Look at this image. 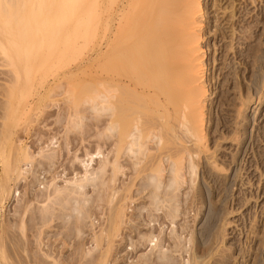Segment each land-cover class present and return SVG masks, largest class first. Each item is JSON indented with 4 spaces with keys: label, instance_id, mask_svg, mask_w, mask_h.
<instances>
[{
    "label": "bare ground",
    "instance_id": "1",
    "mask_svg": "<svg viewBox=\"0 0 264 264\" xmlns=\"http://www.w3.org/2000/svg\"><path fill=\"white\" fill-rule=\"evenodd\" d=\"M201 1L0 0V74L8 84H0V93L16 94V106L24 114L34 112V121L41 119L43 109H56L51 120L54 127L44 129L46 135L41 128L35 131L36 152L26 141L18 140L9 164L3 145L7 142L12 145L14 133L8 132L9 102L0 103V203L9 194V184L21 178L19 181L28 188H34L31 200L38 204L27 209L24 204L29 201H26L17 208L16 213L26 216L16 224L18 233L12 227L0 231V264H108L114 238L123 222V202L127 197L131 199L134 186L138 187L136 194L148 191L150 208L158 209L159 204L166 202L168 206L163 204L167 206L166 216L174 219L177 207L171 202L178 196L175 191L180 189V180L186 174L189 178L194 175L195 158L198 161L204 155L212 159L206 147L209 64L203 50L206 14ZM93 20L98 31L96 79L86 82L84 75L70 79L78 71L84 73L80 64L60 75L54 73L50 81L42 79L47 68H54L51 59L68 60L83 55L72 46L77 38H88V27ZM219 25L218 36L224 42L227 37ZM223 42L218 46L222 66L219 77L228 83L222 71L229 53L244 67L255 66L256 60L251 55L253 47H247L242 55L231 51L233 43ZM63 44L72 48L69 54L64 49L54 50ZM214 62L215 59L213 67ZM9 67L12 75L5 70ZM36 74H40L38 81ZM74 86L75 92L68 91V87ZM28 93H33L35 102L22 104ZM49 99L50 103L44 104ZM251 100L249 91L245 97L240 95L234 131L224 139L239 140V133L246 125L245 119H238L240 110H245ZM50 112L43 114L41 124L48 120ZM30 127L24 128L25 136L29 135ZM51 132L54 133L48 136ZM104 146L111 147L109 157L101 152ZM124 161L132 178L123 186L124 195L115 199L104 228L91 236L99 253L83 260V229L92 215L93 199H87V193L91 191V196H97L94 201L101 198L100 192L106 191L104 174L110 171V181L122 176ZM211 164L217 167L216 163ZM41 169L51 174L49 180L41 178ZM112 198L107 201L112 203ZM152 225L149 224L151 229ZM155 238L141 239L142 243L152 244ZM177 239L173 237L174 242ZM157 243L150 248L154 257L150 259L147 255L141 262L172 264L173 260L160 251L164 242ZM22 251L26 254L22 255Z\"/></svg>",
    "mask_w": 264,
    "mask_h": 264
},
{
    "label": "rangeland",
    "instance_id": "2",
    "mask_svg": "<svg viewBox=\"0 0 264 264\" xmlns=\"http://www.w3.org/2000/svg\"><path fill=\"white\" fill-rule=\"evenodd\" d=\"M201 3L206 14L204 15L206 28L203 32L206 35L204 36L203 50L206 51V62L209 64V67H207L209 69L207 109L210 112V116H207L205 128L206 147L209 149V153H212V159H206V157H203L204 155H200L201 157L199 156L198 161L195 158L196 168L194 175L196 176L192 175L189 178L186 174V177L183 178L184 181L180 180L181 190L178 187L179 190L175 191L176 196H178L171 202L174 205L176 204L175 208L177 207L173 220L166 216L168 206L166 202H163L164 205H167L166 207L161 203L157 206L158 209L150 208L152 205L150 204V206L147 202L149 201L148 191L145 190L143 194L139 195L136 194L138 193L136 192L137 186L131 188V199L129 200L127 197L123 202V222L119 226L117 239L116 237L114 238L108 264H143L141 258H146L147 255V258L150 257V259L154 257L151 256L150 250L153 248L152 244L157 242L159 245L164 242L160 245V251L167 254L171 262L173 260L172 264H264V0H202ZM214 4L217 5L214 6ZM217 25L223 28L224 35L227 37L224 42L223 40L220 42ZM88 31V38H77L74 41V46H72V48L74 47L73 49H75V46L76 49H80L83 55L68 60L66 57L51 59L50 62L54 63V68H47V71L43 73L44 77L42 79L50 81L53 79L52 75L54 73L60 75L69 69H74L78 64L81 65L84 73L80 74V71H78L70 79L83 75L86 82H88L87 80L94 81L96 79L98 31L94 27V20L88 27ZM222 42L227 44L233 43L231 51L239 52L242 55L246 53L247 47H253L251 55L256 60L255 66L249 67L247 65L244 67V65L239 64V59H235L229 53L228 59L225 62L226 68L222 71L228 83L225 82L224 78L219 77V70L222 66L220 65L221 55L218 46ZM72 48L65 47L63 44L55 47L54 50L62 51L64 49L66 50L65 53L69 54ZM213 59H215L213 63L214 67L212 66ZM6 69L7 71H11L10 67ZM7 73L10 72L8 71ZM9 75H12V73ZM3 77L5 76H1L0 74L1 85L4 79H6ZM39 78L40 74H36L35 80L38 81ZM3 84L8 85L4 82ZM74 88L75 86L68 87V91L75 92ZM247 91H249L252 100L245 110L243 108L240 110L241 117L243 118L240 117L238 119H245L246 125L244 131L239 133V142L224 139L231 136V132L234 131L232 126H234V122L236 121V110L239 109V97L240 95L245 97ZM10 95L6 91L0 93V103L1 101L9 102V107L6 109V116L9 119L8 132L14 133L11 138L12 145L8 142L3 145L9 164H11V154L13 153L14 144L18 140L26 141L31 146L32 151L36 152L33 138L35 137V131L41 128L43 129V134L46 135L47 130L44 129L50 128L51 130L54 127L51 120L55 118L56 113L55 108H51V110L50 108L43 109L40 115L41 119H43V114L46 111H51V115L50 119L48 118L46 122L41 124V119L34 121V112L28 114L21 112L20 106H16L18 96L16 94L14 96ZM35 98L33 93H28L22 104L35 102ZM48 103H50V99L44 104L48 105ZM218 121L227 124L225 126L217 125ZM26 126H31L28 136H25L23 132ZM53 133L51 132L48 136H51ZM104 147L101 149V152L104 156L109 157L110 155L108 154H111V147ZM0 160L2 159L0 158ZM211 163H216L217 167ZM123 165L125 172L122 174L123 177L117 175L116 180L110 181V171H106L104 174L106 177L103 176V182L105 183L106 191L105 193L100 192V197H103V199L97 198L98 200L94 201V198L97 196H91V191L87 193L89 198L87 196L86 198L93 199H91L92 215L88 217L89 221L85 220V222H88H86V227L83 229L85 233H83L85 245L82 246L83 250L81 249V254L84 257L83 260L90 256H96L99 253L100 250L93 243L91 236L96 232L98 234L104 228L106 218L110 214V208L114 206L115 199L124 195L122 191L123 186L129 183L127 181H130V178H132L131 171L128 170L129 165L125 161ZM40 171L41 178L44 177L45 181L49 180L51 174L43 169ZM20 179L18 178L9 184V194L0 203V231L3 228L11 227L13 231L18 230L19 220H24L26 216H22L19 212L16 213V211L26 201H29L27 204H24V207L26 206L27 209L38 206L35 200H31L32 189L34 188L29 187V189L23 181H19ZM108 183L110 184L108 185ZM163 187L167 189L165 188V184ZM117 188L118 191H116ZM144 195H148V197L145 198ZM111 197L114 198H112V203H109L108 201ZM159 208L161 210L164 208L165 211L164 209L161 211ZM145 209L147 212L144 211ZM159 211L160 213H158ZM149 224H154L152 225V229ZM134 228L138 230H134ZM91 229L94 232H91ZM140 237L142 239L145 237H153L155 239H153L152 244H149L147 242L142 243L143 240ZM173 237L175 240L178 238V241L174 242ZM160 241L161 243H159ZM6 242L9 243L7 239ZM178 242L179 245L176 244ZM38 249L40 250L39 247ZM34 250L36 251V249ZM87 250L89 252L92 251L90 255ZM23 254H26L25 251H22ZM147 264L151 263L148 262Z\"/></svg>",
    "mask_w": 264,
    "mask_h": 264
}]
</instances>
